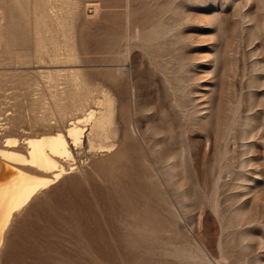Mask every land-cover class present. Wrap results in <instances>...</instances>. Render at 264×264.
<instances>
[{
	"label": "rangeland",
	"instance_id": "374dc122",
	"mask_svg": "<svg viewBox=\"0 0 264 264\" xmlns=\"http://www.w3.org/2000/svg\"><path fill=\"white\" fill-rule=\"evenodd\" d=\"M104 94L113 151L72 148L0 264H264V0H0L4 140Z\"/></svg>",
	"mask_w": 264,
	"mask_h": 264
},
{
	"label": "bare ground",
	"instance_id": "6f19581e",
	"mask_svg": "<svg viewBox=\"0 0 264 264\" xmlns=\"http://www.w3.org/2000/svg\"><path fill=\"white\" fill-rule=\"evenodd\" d=\"M96 105L83 117L71 120L64 131L4 140L0 146V248L14 214L74 169L72 148H80L87 138L91 150L113 151L115 145L109 142L113 114L115 117L111 98L104 94Z\"/></svg>",
	"mask_w": 264,
	"mask_h": 264
},
{
	"label": "built area",
	"instance_id": "2783aa9c",
	"mask_svg": "<svg viewBox=\"0 0 264 264\" xmlns=\"http://www.w3.org/2000/svg\"><path fill=\"white\" fill-rule=\"evenodd\" d=\"M9 115L10 112L0 111V140H4L5 135L8 133Z\"/></svg>",
	"mask_w": 264,
	"mask_h": 264
}]
</instances>
